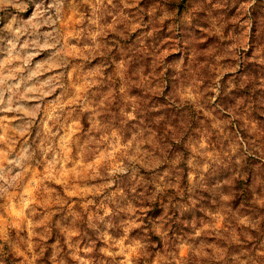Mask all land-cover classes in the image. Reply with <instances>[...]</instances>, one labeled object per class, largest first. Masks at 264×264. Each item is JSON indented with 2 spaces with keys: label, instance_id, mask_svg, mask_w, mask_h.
Returning <instances> with one entry per match:
<instances>
[{
  "label": "rangeland",
  "instance_id": "1",
  "mask_svg": "<svg viewBox=\"0 0 264 264\" xmlns=\"http://www.w3.org/2000/svg\"><path fill=\"white\" fill-rule=\"evenodd\" d=\"M191 254L264 264V0L0 3L4 264Z\"/></svg>",
  "mask_w": 264,
  "mask_h": 264
},
{
  "label": "clouds",
  "instance_id": "2",
  "mask_svg": "<svg viewBox=\"0 0 264 264\" xmlns=\"http://www.w3.org/2000/svg\"><path fill=\"white\" fill-rule=\"evenodd\" d=\"M7 2H10V0H0V3H7ZM189 98H191V97H189ZM135 178H136V173H135V169H133L131 179H132V180H135ZM89 226H90V227H94V226H95V225L92 224L91 220L89 221ZM133 226H135V225H132V224L124 225L125 228L133 227ZM139 247H140L141 249L145 250V254H147V252H146V248H147V246H146V245H139ZM235 259H236V258L234 257V258H233L234 262H235ZM0 264H4V257H3L2 255H0Z\"/></svg>",
  "mask_w": 264,
  "mask_h": 264
},
{
  "label": "trees",
  "instance_id": "3",
  "mask_svg": "<svg viewBox=\"0 0 264 264\" xmlns=\"http://www.w3.org/2000/svg\"><path fill=\"white\" fill-rule=\"evenodd\" d=\"M191 225L189 224L188 225V228H190ZM199 260L196 256L192 255L190 256V258L187 260V264H198ZM235 262L234 261H230L228 259H225L221 262H215V264H234Z\"/></svg>",
  "mask_w": 264,
  "mask_h": 264
}]
</instances>
